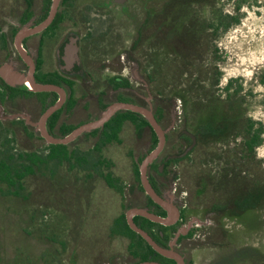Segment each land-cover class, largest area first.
Masks as SVG:
<instances>
[{
  "label": "flooded vegetation",
  "instance_id": "af4514ba",
  "mask_svg": "<svg viewBox=\"0 0 264 264\" xmlns=\"http://www.w3.org/2000/svg\"><path fill=\"white\" fill-rule=\"evenodd\" d=\"M220 1L188 0L175 10L170 0H0V163L13 157L28 166L16 196L32 187L26 200L56 197L36 180L49 189L54 176L69 177L56 197L62 203L30 201L28 227L49 248L35 262L60 264L71 246L69 264H197L196 257L228 248L222 218L237 219L249 202H264L263 144L252 148L245 140L242 123L250 118L234 93L228 99V84L217 89L219 70L207 60L218 54L210 40L213 15L225 11ZM164 36L186 46L167 49ZM3 69L31 72L52 88L11 85ZM119 104L150 111L158 129L143 113L119 110L67 143L43 135L72 136ZM188 176L193 184L183 181ZM52 210L64 218L50 221ZM102 213L96 247L84 250L88 226ZM37 215L44 226L34 224ZM55 228L66 232L61 240Z\"/></svg>",
  "mask_w": 264,
  "mask_h": 264
},
{
  "label": "rangeland",
  "instance_id": "374dc122",
  "mask_svg": "<svg viewBox=\"0 0 264 264\" xmlns=\"http://www.w3.org/2000/svg\"><path fill=\"white\" fill-rule=\"evenodd\" d=\"M239 4H241L240 10L236 12ZM219 7L225 10L223 14L233 13L235 17H239L240 22L231 26L227 31H224L223 28L217 30L216 36L212 35L211 37V51L216 46L218 54L216 57L213 55L207 56V60L210 65H217L221 73L222 77L217 89L222 90L227 84L231 83L228 99L234 93L235 98L241 102V111L245 112L255 122L256 128H261L264 132V0H222L219 2ZM209 89L212 90V88ZM237 91L238 93H236ZM224 92L220 91V95L225 99L227 92ZM232 103L236 105L235 100ZM262 138L264 139V133ZM16 153L15 151L14 154ZM262 153H264V142L258 150V157L264 161V154ZM121 169L128 172V169L124 166H121ZM68 174L71 176L70 173ZM128 178L127 173L126 179ZM53 179H56V182L49 189L46 188L49 185L45 181L36 180L37 184H39L37 186H40L42 191L59 197L58 194L61 193L64 187L61 179H69V177L65 174L63 177L54 176ZM183 179L186 184L194 183V179L189 176ZM30 190H32V187H26L24 191H21L23 193L22 196H27ZM22 196L4 198L0 202V249L4 253V258H11L18 252L32 256L33 260L37 255L42 258L43 254L49 253V248L44 242L38 244V239L33 237L32 231L35 230L34 227H28V225L32 224L31 217L35 210L32 208L31 202L48 199L51 202L62 203V200L56 197L53 198L48 194L42 198L38 195H33L30 200L21 198ZM38 210L40 212V209ZM42 211H45V208H42ZM105 211L108 212V215L112 214V209L108 206L105 207ZM49 213H51L48 218L50 221L51 218L59 220L64 218L62 214L53 210L49 211ZM106 216V214L102 213L100 219L88 226L89 231L87 233H91V235L89 238H83L86 241L84 250L96 247L98 231L102 229ZM246 217L247 219L243 223L234 218H222L224 229H226L225 237L222 236V240L230 243L227 246L228 248L217 249L219 251L212 249L210 254L206 253V258L205 256H200L198 259L196 257V263L200 264L209 261L210 264H213L216 261H220V257L223 255L230 257L233 256V252L236 250L249 248L259 249L264 253V210L258 213L255 211L250 212ZM25 218L26 220L29 219V224L27 221L25 222ZM37 218L34 222L36 227L39 224L44 226L45 221H40L42 216L37 215ZM48 219L44 218V220ZM23 228L26 231L25 233ZM36 232L38 237L43 235L39 231ZM54 232L52 233L53 236H57L60 240L66 235L64 230L58 228H55ZM70 252L71 246L66 253L69 257L67 255L63 256L60 264H62L64 259H66V264H69ZM41 261L44 262V260Z\"/></svg>",
  "mask_w": 264,
  "mask_h": 264
},
{
  "label": "trees",
  "instance_id": "16d2710c",
  "mask_svg": "<svg viewBox=\"0 0 264 264\" xmlns=\"http://www.w3.org/2000/svg\"><path fill=\"white\" fill-rule=\"evenodd\" d=\"M170 1H171L170 6L173 5L174 9L177 10V8L179 9V8L184 7V3H186V1L188 0H178V1L170 0ZM240 7H241V4H239V7L236 9V12H239ZM218 11L220 12H218L216 15L214 14L212 17L213 19L212 27L215 30H219L223 28L224 31H227L231 26L238 24L240 22V18L235 17L233 13L223 14V11L221 10H218ZM165 35L168 36L169 33ZM164 44H165L164 47L167 49H171L176 46L177 47L186 46L185 42L179 36H176V37L175 36L174 37L164 36ZM183 56L186 57L187 55L183 54ZM214 75H215V72H214ZM220 78H221V73L217 71L216 76H215V80H216L215 83H218V81H220ZM231 86L232 84L230 83L227 89H230ZM236 93H238V91ZM243 124L245 127L244 131L246 133V136L244 138L249 143L250 147L253 148L256 145L263 144L264 142L262 138V135L264 133L263 130L261 128L260 129L256 128L255 122L252 119H248L247 117L245 120H243L242 125ZM245 152L247 153L248 151H245ZM28 175H29V168L27 165H25V163L16 162L13 160V157H10L8 159L5 158L0 163V192L3 193L2 196H0V202L4 198H16L19 190L23 189L22 186H23L24 178H26ZM18 184H20L19 188L17 187ZM257 203L258 201L249 202L247 205L248 208L244 210V212H242L241 214L242 216L240 215L239 218H237V220H240L241 223H243V221L247 219L246 216L249 215L250 212L255 211L256 213H258V212L263 211L264 202L259 205H257ZM23 232L24 233L26 232L24 231V228H23ZM3 255L4 253L0 249V264H42L39 261L35 262L34 261L35 259L33 260L32 256L23 254L21 252H18L11 258H4ZM42 256L44 257L46 256V254H43ZM240 258H254V259H257V261H259V264H264V253L261 252L259 249H255V248H249L245 250H236L233 252V256L224 258L223 260L227 261V264H228L230 259H235V261H237V259H240ZM213 264H221V262L216 261Z\"/></svg>",
  "mask_w": 264,
  "mask_h": 264
},
{
  "label": "water",
  "instance_id": "95a60500",
  "mask_svg": "<svg viewBox=\"0 0 264 264\" xmlns=\"http://www.w3.org/2000/svg\"><path fill=\"white\" fill-rule=\"evenodd\" d=\"M118 3H123L125 0H116ZM56 6L57 4L55 3L54 7H53V12H55L56 10ZM3 71H6L8 73V76L10 79H8L7 77H5L8 82L11 85L14 86H23L29 89H32L34 91H46V90H50L52 87L47 86V85H43V84H39L37 82H35L34 77L32 75L31 72L22 75L19 72H13L11 71V69L7 70V69H3ZM4 76V74H3ZM119 110H123V111H127V110H131V111H135V112H139V113H143V115L151 122L152 125H154L157 129L158 126L156 125L152 113L150 111H147L145 108L136 106V105H130V104H119L116 105L110 109H108L106 112H104L101 117L98 120H95L93 122H91L89 125L79 129L78 131H76L72 136L63 138V139H52L51 137H49L45 132H43V135L46 136L51 142L54 143H67L70 140H72L76 135H78L81 132L84 131H90L93 129H96L98 127H101L104 125L105 122H107L108 120H110L115 114L116 112H118ZM48 114H50V112H48ZM48 115L44 116L41 122V128L43 127V124L45 122V119ZM163 141V139H162ZM170 215L172 218H175L178 215V210L173 208L172 206H170ZM153 220H158L153 216H150ZM131 221V220H130ZM138 232H140L141 234H143V236H145L149 241H151L145 233H143L140 229L135 228Z\"/></svg>",
  "mask_w": 264,
  "mask_h": 264
},
{
  "label": "clouds",
  "instance_id": "9594fccd",
  "mask_svg": "<svg viewBox=\"0 0 264 264\" xmlns=\"http://www.w3.org/2000/svg\"><path fill=\"white\" fill-rule=\"evenodd\" d=\"M262 154H264V153H262Z\"/></svg>",
  "mask_w": 264,
  "mask_h": 264
}]
</instances>
